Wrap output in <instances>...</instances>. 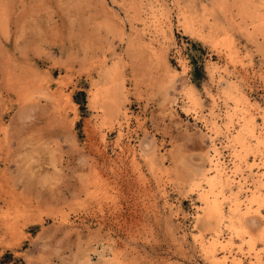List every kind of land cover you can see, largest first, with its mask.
<instances>
[{
	"label": "rangeland",
	"instance_id": "rangeland-1",
	"mask_svg": "<svg viewBox=\"0 0 264 264\" xmlns=\"http://www.w3.org/2000/svg\"><path fill=\"white\" fill-rule=\"evenodd\" d=\"M258 137L264 0H0V264H264Z\"/></svg>",
	"mask_w": 264,
	"mask_h": 264
},
{
	"label": "bare ground",
	"instance_id": "bare-ground-1",
	"mask_svg": "<svg viewBox=\"0 0 264 264\" xmlns=\"http://www.w3.org/2000/svg\"><path fill=\"white\" fill-rule=\"evenodd\" d=\"M114 97V96H113ZM110 101L108 102V105L107 107L109 106V112H110V115H114L115 111L113 110V106L112 103H113V98L111 97V99H109ZM114 105V104H113ZM262 138V137H261ZM260 137H258V141H259V145H262L264 143V141L261 139ZM145 146H147L145 144ZM136 159V158H135ZM217 161V160H216ZM212 163H213V169H214V176L212 177H208L207 178V183L209 184V186L211 187V191L210 192H207V193H203L204 194V200L206 201V219L209 223L213 224V225H216L217 228L218 226H220V224L223 223L224 221V213H223V209L221 207V203L219 201V199L217 197H214L213 199H211L210 197V194H214V191H215V188L218 184H221V185H224V184H228L230 183L228 181V178L226 175H225V170L223 168V165L220 161H217V162H213L212 160ZM211 163V164H212ZM212 169V168H211ZM228 174V173H226ZM229 176V175H228ZM232 178H230L231 180ZM101 180V179H100ZM235 181V180H233ZM232 182V181H231ZM242 183V182H241ZM240 184V183H239ZM244 184V183H243ZM227 186V185H226ZM240 188L242 189L243 188V185L240 184ZM220 190V189H219ZM254 195V194H253ZM256 196V195H255ZM257 197H254L251 198V202H254ZM258 199V198H257ZM248 217V216H247ZM242 219V218H240ZM243 222V221H242ZM241 222V224H242ZM245 222V221H244ZM255 222V219L253 218H250L247 222H246V225L242 226L241 229H240V226L237 230L238 232H242V234L244 232H249L250 230V226L251 224H254ZM239 223V221H238ZM240 225V224H239ZM243 225V224H242ZM234 229V227H233ZM244 231V232H243ZM217 236V235H216ZM217 238V237H216ZM215 240V239H214ZM261 240L264 241V231L261 233ZM219 241V240H218ZM252 241V240H251ZM216 242V241H215ZM220 244V242H219ZM254 245V242L252 243ZM216 243H212L209 245V249H210V253L213 254V261H214V264H225L226 263V259L221 261L220 258L217 259L215 256H214V253L216 251ZM207 250V249H206ZM222 250V249H221ZM116 251V250H115ZM209 257V256H208ZM218 257V256H217ZM238 259V258H237ZM237 264H241V263H237Z\"/></svg>",
	"mask_w": 264,
	"mask_h": 264
}]
</instances>
